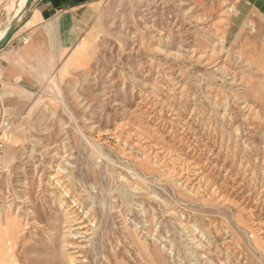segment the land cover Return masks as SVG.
<instances>
[{"label": "rangeland", "instance_id": "rangeland-1", "mask_svg": "<svg viewBox=\"0 0 264 264\" xmlns=\"http://www.w3.org/2000/svg\"><path fill=\"white\" fill-rule=\"evenodd\" d=\"M20 1L0 0V36ZM235 1L103 0L1 105L0 264L67 263L56 169L94 223L80 264H264V46L223 15ZM184 166L203 179L184 187Z\"/></svg>", "mask_w": 264, "mask_h": 264}, {"label": "crops", "instance_id": "crops-1", "mask_svg": "<svg viewBox=\"0 0 264 264\" xmlns=\"http://www.w3.org/2000/svg\"><path fill=\"white\" fill-rule=\"evenodd\" d=\"M30 2L9 40L0 46V109L19 88H31L38 82L36 78L49 67L47 54H55L62 43L72 45L82 21L100 7L103 0ZM23 39L28 41L22 45Z\"/></svg>", "mask_w": 264, "mask_h": 264}, {"label": "bare ground", "instance_id": "bare-ground-1", "mask_svg": "<svg viewBox=\"0 0 264 264\" xmlns=\"http://www.w3.org/2000/svg\"><path fill=\"white\" fill-rule=\"evenodd\" d=\"M26 1L27 0H21V5L18 6V8L15 11L14 16L12 17V21L10 24H12L13 22H17L19 21V17L22 13V7H24L26 5ZM233 1V0H232ZM250 2V3H249ZM249 3V4H248ZM222 8V7H221ZM223 15H225V17H230L232 15L234 16H241L242 20L244 21L243 23V27L248 29L246 36L248 37H255L256 39H259L260 41H262L261 43L264 46V0H236L235 2H233L231 5L226 6L225 9L222 11ZM231 14V15H230ZM220 21V20H219ZM211 23V22H210ZM216 23V21L214 22ZM213 23V24H214ZM217 25V24H216ZM10 27V25L1 33L0 36V41L3 39L4 37V33L7 31V29ZM211 28V27H210ZM213 29V28H212ZM245 29V30H246ZM216 31V30H215ZM236 32H239V28L238 26H236ZM211 33V32H209ZM216 34V33H215ZM212 35V34H211ZM221 35V34H220ZM219 35V36H220ZM205 37V36H204ZM218 37V36H217ZM222 37V36H221ZM215 41V40H214ZM213 41V42H214ZM218 41V40H217ZM212 42V41H211ZM219 42V41H218ZM206 43V42H205ZM215 43V42H214ZM260 43V42H259ZM220 44V42H219ZM204 45V44H203ZM206 45V44H205ZM208 45V44H207ZM211 45V44H210ZM213 46V45H212ZM218 46V44H217ZM223 46V45H221ZM210 47V46H209ZM217 48V47H216ZM215 48V49H216ZM156 49V48H155ZM196 50V49H195ZM194 50V51H195ZM204 51V50H203ZM239 51V50H238ZM195 53V52H194ZM198 53V52H197ZM264 54V49L259 52V54ZM207 55H209L210 59L213 60V62H211L212 64L214 63L213 67L216 68V70H220L221 73L223 74V76H226L225 79L227 80H235L234 79V75L233 72H230V70H228L227 68L224 67L223 60H222V55L220 56V50L215 51L213 48H209L208 51L206 52ZM206 54H204L205 56H207ZM236 54V53H235ZM202 55V54H201ZM203 55V56H204ZM199 56V55H198ZM197 56V57H198ZM238 56V55H237ZM196 57V58H197ZM195 58V60H196ZM200 59V58H199ZM198 61V59H197ZM205 62V61H204ZM242 62V61H241ZM221 63V65H220ZM236 63V62H235ZM210 66H212L210 64ZM153 67V66H152ZM211 68V67H210ZM157 69V68H156ZM236 69V68H235ZM213 70V69H212ZM239 70V69H238ZM237 71V70H236ZM151 72V71H150ZM156 72V71H155ZM216 72V71H215ZM235 72V71H234ZM238 72V71H237ZM153 74V73H152ZM243 74V73H242ZM151 75V74H150ZM167 75V74H166ZM239 75V74H238ZM158 76V75H157ZM221 76V75H220ZM167 77V76H166ZM243 77V76H242ZM240 78V77H239ZM168 79V78H167ZM224 79V78H223ZM156 81H158L156 79ZM170 81V80H169ZM236 83V82H235ZM234 83V84H235ZM230 84V83H229ZM233 83H231L232 85ZM226 85H228L226 83ZM242 85V84H241ZM238 86V85H237ZM244 86V85H243ZM153 87V86H152ZM177 87V86H176ZM180 87V86H179ZM241 88V86H240ZM159 89V88H157ZM182 89V88H181ZM207 89V88H206ZM153 90V89H152ZM156 90V89H155ZM202 90V89H201ZM200 90V91H201ZM216 90V89H215ZM245 90H243L242 92H244ZM202 92V91H201ZM207 92V91H206ZM211 92V91H210ZM215 92V91H214ZM204 93V92H203ZM209 94V92H207ZM236 93V92H235ZM245 93V92H244ZM177 94V93H176ZM179 94V93H178ZM205 94V93H204ZM207 94V95H208ZM181 95V94H180ZM216 95V94H215ZM214 95V97H216ZM218 95V94H217ZM206 96V95H205ZM212 96V95H210ZM210 96H207L208 98ZM219 96V95H218ZM244 96V95H243ZM243 96H241V98H243ZM189 97V96H188ZM187 97V98H188ZM237 97V96H236ZM180 98V97H179ZM186 98V99H187ZM205 98V97H204ZM211 98V97H210ZM185 99V100H186ZM189 99V98H188ZM191 99V98H190ZM189 99V100H190ZM207 99V98H206ZM247 99V98H246ZM211 100V99H210ZM215 100V99H214ZM240 100V99H239ZM194 104H195V100L193 99ZM208 101V100H207ZM245 101V100H244ZM190 102V101H189ZM192 102V101H191ZM198 102V101H197ZM209 102V101H208ZM215 102V101H214ZM236 102V101H235ZM242 102V101H241ZM240 102V103H241ZM193 103V102H192ZM191 103V104H192ZM239 103V102H238ZM250 104V103H249ZM189 105V104H188ZM215 105V103H214ZM237 105V104H236ZM186 106V105H185ZM190 106V105H189ZM196 106V105H194ZM239 106V105H237ZM165 107V106H164ZM187 107V106H186ZM159 108V107H158ZM193 108V107H192ZM198 107H196L197 109ZM244 108L249 109L250 107L247 106V102L244 106ZM163 109V106H162ZM161 109V110H162ZM186 109V108H185ZM195 109V107L193 108ZM192 109V110H193ZM195 111H198L196 110ZM254 109V108H253ZM154 110V109H153ZM243 110V109H242ZM220 111V110H219ZM223 111V109H222ZM256 111V110H255ZM160 112V111H159ZM170 112V110H169ZM172 112V110H171ZM225 112V111H224ZM157 113V111H156ZM161 113V112H160ZM218 113V112H217ZM252 113V111H251ZM172 114V113H171ZM195 114V113H194ZM198 114V113H197ZM201 114V113H200ZM246 114V113H245ZM192 115V114H191ZM196 115V114H195ZM199 115V114H198ZM223 115V114H222ZM161 117H163L162 115H160ZM160 116H158L160 118ZM157 117V118H158ZM218 117V116H217ZM245 117V116H244ZM252 117V116H251ZM224 118V117H223ZM251 119V118H250ZM218 120H220L218 118ZM208 122H210L207 119ZM221 121V120H220ZM206 122V121H205ZM172 123V122H171ZM170 123V124H171ZM167 124V123H166ZM209 124V123H208ZM212 124V123H211ZM169 125V124H168ZM175 125V124H174ZM207 125V124H206ZM185 126V124H184ZM169 127V126H168ZM174 127V126H173ZM214 127V126H213ZM170 128V127H169ZM185 128V127H184ZM205 128V127H204ZM209 128V126H208ZM215 128V127H214ZM183 129V128H182ZM186 129V128H185ZM190 129V128H189ZM206 130V129H204ZM213 130V129H212ZM222 130V129H220ZM233 132V131H232ZM116 133V132H115ZM208 133V132H207ZM212 133V132H211ZM218 133V132H217ZM213 134V133H212ZM211 134V135H212ZM138 135V134H137ZM218 135V134H217ZM237 135V134H236ZM235 135V137H236ZM219 136V135H218ZM212 137V136H211ZM217 137V136H216ZM224 136H222L223 138ZM229 137V135H228ZM129 136H125L123 140H121V144L122 146H127L128 147V151L130 152L131 150H134L135 147L140 146V141L136 140V139H128ZM185 138V137H184ZM209 138V137H208ZM219 138V137H218ZM221 138V137H220ZM221 138V139H222ZM231 140L232 137L230 136ZM112 140H114L115 143H117V141L119 140L118 135L113 134V137L111 138ZM212 139V138H211ZM225 139V137H224ZM235 139V138H234ZM143 140V139H142ZM141 140V141H142ZM213 140V139H212ZM230 140V139H229ZM214 141V140H213ZM120 142V141H119ZM216 142V141H215ZM214 142H210V144ZM221 143V141H220ZM119 144V143H118ZM226 144V143H225ZM235 144V143H234ZM147 145V144H146ZM152 145V144H151ZM223 145V144H222ZM125 146V147H126ZM215 146V145H214ZM225 146V145H224ZM229 146V144H228ZM245 146V145H244ZM143 147V146H142ZM156 147V145H155ZM154 147V148H155ZM218 147V146H217ZM216 147V148H217ZM233 147V146H232ZM243 147V146H242ZM149 146H148V150H149ZM153 148V146H152ZM158 148V147H157ZM222 148V147H221ZM220 148V149H221ZM224 148V147H223ZM234 148V147H233ZM147 149V148H146ZM144 149V150H146ZM232 149V148H231ZM137 150V149H136ZM147 150V151H148ZM163 150V149H162ZM183 150V149H182ZM223 150V149H222ZM221 150V152H222ZM161 151V149H160ZM160 151H149L148 154L146 155L148 158H151L150 160H152V162H156L157 159L158 162L161 160L163 162V160L165 161V155L162 154L163 156L160 155ZM167 151V150H166ZM163 152V151H161ZM220 152V151H219ZM136 152L132 153V155H135ZM235 154V153H234ZM236 156V155H235ZM176 159V158H175ZM215 159V158H214ZM234 160V159H233ZM173 161V159H172ZM175 161V160H174ZM174 163V162H173ZM243 164V163H242ZM175 166V165H174ZM239 166V165H238ZM241 166V165H240ZM243 166V165H242ZM177 167V166H176ZM189 167V166H188ZM187 166H184L183 168L179 167V168H175L173 169L174 173L177 175V179L180 181V183L184 186V187H189V185H191L193 183V181H197L200 180L202 177V171L200 172L196 165V167H192L193 169L190 170ZM168 168V167H167ZM60 170V169H59ZM58 169H56L55 171H53V174L49 177V181H48V185L49 188L53 190V192H56L57 195H59V207L61 208H65V216H66V223L68 224V229H67V236L69 239V243H68V249L71 250V252H68L67 255H69L68 257V261L66 264H80V262L78 261V259H80L82 257V254L80 253V249L82 246H79L80 243H89V241L91 240V238H89L92 233H93V228H94V223L92 222V219L89 217V212L90 209L84 211V207L83 204L79 201V198H77L76 195H74L71 187L69 186V184L65 181L64 177L62 176L61 172ZM172 171V172H173ZM244 171V168H243ZM247 171V170H246ZM250 171V170H249ZM245 172V171H244ZM168 173V172H167ZM251 181V180H250ZM47 183V182H46ZM193 186V185H192ZM258 186V185H257ZM191 187V186H190ZM215 193H219L220 196L221 192H215ZM215 195V194H214ZM263 195V194H262ZM221 198V197H220ZM256 198V197H255ZM258 198V197H257ZM256 200V199H255ZM258 201V200H257ZM259 203V202H258ZM188 230V229H187ZM192 233V231H191ZM189 236L191 237V243H193L192 241L195 240V236H193L192 234ZM165 240L163 239L162 242H164ZM85 244V245H86ZM195 244V243H194ZM193 245V244H192ZM85 248V247H83ZM171 252V250H170ZM176 254V253H175ZM81 260V259H80ZM195 261H197L198 259H193ZM85 262V261H82ZM196 264H199V262H196Z\"/></svg>", "mask_w": 264, "mask_h": 264}, {"label": "water", "instance_id": "water-1", "mask_svg": "<svg viewBox=\"0 0 264 264\" xmlns=\"http://www.w3.org/2000/svg\"><path fill=\"white\" fill-rule=\"evenodd\" d=\"M27 2H28V4L31 3L30 0H28ZM18 22H20V20L17 21V22H13L12 24H10V27L4 33L5 35H4L3 39L0 41V46H2L3 44H5L9 40V38L11 37V33H12L13 29L16 27V25L18 24Z\"/></svg>", "mask_w": 264, "mask_h": 264}]
</instances>
